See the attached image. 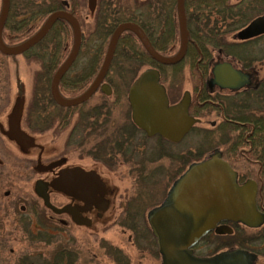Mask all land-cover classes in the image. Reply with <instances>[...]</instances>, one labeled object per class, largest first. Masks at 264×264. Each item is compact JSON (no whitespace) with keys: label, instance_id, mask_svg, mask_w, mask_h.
<instances>
[{"label":"flooded vegetation","instance_id":"flooded-vegetation-1","mask_svg":"<svg viewBox=\"0 0 264 264\" xmlns=\"http://www.w3.org/2000/svg\"><path fill=\"white\" fill-rule=\"evenodd\" d=\"M96 4H97V0H96ZM60 6L62 7L61 10L68 12L69 4L65 0L60 1ZM52 13L54 12H51L45 18V21ZM263 14L264 13H261L260 15L255 16L250 21ZM7 17H8V11H7L5 23L7 21ZM185 23H186V17H185ZM4 26H3V30H4ZM137 26L140 28L139 25ZM140 29L146 36L147 40L149 41L145 32L142 30V28ZM2 33H1V37H2ZM125 33H130V32H125ZM234 34L232 35L231 42L233 43L241 42L234 39ZM132 35L134 37L133 40H135L134 43L142 47L138 39L135 37V35L134 34ZM263 36L264 35H261L250 40L257 39V41L254 43L255 46L262 43L264 44V39H262ZM119 40L117 42V45L119 43ZM177 40L178 43H180L178 22H177V33L175 30V34L170 38V40L167 39V42L163 45L165 47V52H163V54L157 52L153 48L150 41L149 43L151 47L159 55L164 57H170L175 55L176 52L178 51V49H176V51H173L174 47L171 45V43L173 44L174 41ZM2 41L4 45L6 46L10 45L9 43L4 42L3 39ZM108 42L106 46H108ZM188 42H189V37H188ZM243 42H247V41H243ZM80 46H81V41H80ZM116 48L114 54L116 52ZM212 51L210 52L209 61L205 62L204 64H202L201 61H196L197 64H201V68L196 67L195 72H191L189 65L186 63L183 66L182 73L176 74L174 76L172 75L168 76V79H172L176 83H179L180 80L181 87L176 92L171 91L172 92L171 93L167 89V86L161 82V76H160V83L165 88L169 106H174L178 104L183 93L185 92L189 93L190 103L188 106V116L194 118L196 120V123L190 128V130L181 138V140L178 143H172L158 135L149 138L141 129H139L137 126L133 124L127 102V89L139 74L133 79V81H131V83L126 89V93H124V95L121 97L122 100L124 97L126 99L127 106L125 105L124 108L127 110V112L125 111L127 113L126 115L129 114V121L125 122V124L123 123L117 124L112 122V124L116 126L113 128L114 129L113 135L118 137V140L121 143L120 151L117 155H114V157L121 160L120 162L134 160L135 163L137 161H142L141 160L142 157H140V154H142L141 151L145 149L144 148L145 143H147L150 140H155L154 143L159 144L158 148L155 149L154 153L151 154V156L148 157L144 156V159L151 160L154 162L153 164L155 165V167L151 168V170L149 171H151L154 174V176H156L155 172L157 171L155 170H158L159 163L161 162V160H164L166 158L168 160L167 166L169 167L167 169L171 170L170 168L174 167L173 175L170 176L169 178L173 183L181 174H183L187 170L190 164L204 161L211 155V153L217 151L220 153L221 159L225 163H227V165L233 172H235L237 185L242 186L247 182H253L255 184L256 207L259 212L264 214V73L260 74L259 71H256V69L252 67L253 62L249 61L248 65L247 64L245 65L246 67L244 66V64H242V67L238 68L234 64V61H239L237 58L224 54L220 49L214 50L215 56L213 57ZM252 51H254V49H252ZM249 53L252 54L251 50ZM257 55L253 56L255 61H257L256 60ZM223 56L230 57L233 59L232 61L228 59L226 60L223 59ZM13 57L14 56H6L0 53V58L9 60L10 65L12 64ZM259 61L261 62L264 61V58L263 57L260 58ZM152 63L154 65L151 66L150 68L157 69L160 75L159 68L162 67V65H159L154 61H152ZM215 63H219V64L227 63L231 66L232 69L239 70L242 73L247 74L249 78L245 82L242 81L241 87L238 88L237 90L221 89L216 85L210 88L208 86V81L213 79L211 69ZM0 65H4V63L0 61ZM5 65L7 69L9 64H5ZM203 66L204 68H202ZM106 76L105 79L103 80V83L109 85L112 94L113 90L110 84L108 83V81H106ZM181 91L182 94L180 95ZM15 92H16L15 97L11 101L12 96L9 95V90L5 91L0 89V184H2L3 182L6 184H10V186L7 187V190L0 189V192L2 194V198L1 197L0 198L7 201L9 200L7 206L5 207L2 206V207L7 208L9 210H13L17 202L21 200L26 201L27 199H29V195L27 194L24 195L19 194L14 199L12 195L13 192L12 187L13 184L18 182L29 183L36 176L33 193L38 200L36 201L41 202L43 205H42V211H39L41 210L40 208L33 207L31 210V217L36 218L38 215L40 220H44L45 224H52V225L55 224L63 229L67 228L69 225L88 227L94 218L100 220L102 214L106 212L108 209V204L105 201V197L108 194H107V190H105L104 182L101 180L100 174L98 172H95L90 169L85 170L82 168H75L73 170L62 169L59 162L61 157L60 152L56 154L57 156L56 155L54 156V160H53V158L49 156L50 155L49 153L46 154L42 152L43 146L41 147L39 146L38 152L36 154L37 157H35V159L30 158L25 152L22 151L24 149H29L30 147L35 146L34 140L36 136H38V138L45 137L46 134L49 135L51 134L54 137L61 136V133L63 131L61 108L64 107L58 106L53 101L50 94V86L48 90V98L51 100V103L49 104H39V105L24 104L23 89L17 88ZM97 92L103 95L99 90H97L95 93ZM103 97L108 98L109 96L103 95ZM14 100L17 101L16 105L13 108H11L12 102ZM83 104H80L79 106ZM79 106L70 107V108H77ZM70 108H64V109H70ZM94 108H97V110H99L100 115L94 116L92 114V110ZM105 108H106L105 110L106 115L105 113L102 114L103 113L102 109ZM16 111H17V121L15 122V124H16L17 132L23 135L26 139H28L30 141V145H26L20 141H17L11 136L12 126L14 122L13 120ZM75 111L79 112L78 110ZM83 114L87 120L88 119H90L89 121L92 120L94 125L93 127H89L88 129L82 130L81 125L78 124L79 120H77L74 123L73 128L71 129L72 130L71 135L73 134L74 137H76V138L73 137V142L76 141L74 152L79 157L94 160L98 162L101 166L105 167L107 171H111L110 166L103 162L104 157L107 158L105 156L106 149L105 146H103V144L105 143L104 140L106 139V137L109 138V134H110L108 128L109 125L108 123L110 122H106L104 120H105V116L107 118H110L111 116L110 109L104 106H94L89 110L88 113H83ZM191 133H197L201 138L200 144H202L203 150H206L204 151L203 157H201L202 159L200 158L201 151L198 150L197 152H192L189 149H186L185 151L177 154L175 152H172L171 148L187 142L188 136ZM163 144H166L171 148L169 150H165L162 146ZM191 154L194 155V157H192ZM41 159L43 160L48 159V162L43 160L41 161ZM7 169L9 171H7ZM136 169L137 167L133 166L132 163L129 167L130 174L134 172V174L138 175L141 172V170L138 171ZM63 170L69 172L82 171L84 173L94 174L97 177L99 183L101 184V190L98 188V185L95 184L94 180L89 179L86 176H82L80 179L74 180V188H73L74 191L71 195L67 194L64 191L54 189L52 187V182L58 178L59 174ZM39 184L43 185V189L47 197V202L39 198L36 193V189ZM22 189H24V191H27L26 190L27 186L22 187ZM99 190L101 191L100 195L98 194ZM62 197L70 198L69 203L62 205L61 204ZM128 201L129 200L125 201L123 207H121L123 208L121 214L123 225L130 224L134 228L133 231L132 227L126 226L130 231L132 230V236H133V238L128 237V240L131 241L133 239L134 245L137 248H140L141 244H143L144 247H148V250L152 252V255L154 257H158L160 264H162V259L159 253L157 240L155 236L152 234L150 228L148 227V224L146 227L147 212L152 208L159 206L161 203L150 208L146 212L144 217V214H136L135 212H132L133 211L132 209H131L132 211H129ZM26 208H27L26 206L20 205L19 213L24 214ZM30 209L28 207V210ZM141 222H143L144 223L143 225H145L144 228L146 229L145 232L141 231V228L139 229L138 227V225L141 224ZM225 224L231 228L232 233L230 234V236L229 235L228 236L235 237L234 243L236 244L237 234L235 231V234L233 235L234 232L233 228H236V230H238L237 228H242L244 226L233 223H225ZM252 230L262 231L261 254L264 257V223L260 228L252 229ZM208 236L219 238L222 235H216L214 231H211L205 237ZM204 238H202L194 246L193 248L194 255L196 250L195 248L199 246L201 242H203ZM240 244L241 243H238L236 245L237 246L236 248H240L242 250L254 254L257 260L259 253L257 249H253V248L249 249L248 247L244 248L240 246ZM229 249H234V248L227 247L226 249H224V251ZM75 252L77 254L78 263L90 262L92 264V261L88 257V254L82 255L79 254L76 250ZM111 252L113 251H109V250L104 251V256H106L107 261H109L110 263L112 264L130 263L128 257L124 255L121 252V250L116 249L117 253L115 254H111ZM198 257H204V256H198Z\"/></svg>","mask_w":264,"mask_h":264},{"label":"water","instance_id":"water-1","mask_svg":"<svg viewBox=\"0 0 264 264\" xmlns=\"http://www.w3.org/2000/svg\"><path fill=\"white\" fill-rule=\"evenodd\" d=\"M8 5L9 0H1L0 53L6 56H19L34 47L59 20L71 27L72 47L50 82L53 101L64 108L83 104L97 90L105 96H110L111 89L103 80L109 70L117 42L125 32L134 34L148 57L162 66L180 63L187 50L188 32L184 0H176L180 43L175 55H159L137 25L131 22L119 24L109 39L104 59L92 83L79 96L66 99L60 96L58 86L80 50L81 33L77 20L64 10L55 11L33 36L19 45L9 47L3 44L1 37ZM86 7L89 13H93L96 0H86ZM261 35H264V14L236 32L234 39L243 42ZM211 73L213 79L208 81L210 88L216 85L221 89L237 90L242 81L245 82L249 78L247 74L232 69L227 63H215ZM127 102L133 124L149 138L158 135L172 143H178L196 123L194 118L188 116L189 93H183L178 104L169 106L165 88L160 83L159 72L154 68L143 70L131 83L127 89ZM13 121L11 136L30 145V141L17 132V111ZM82 176L94 180L101 190L97 177L82 171L63 170L52 182V187L71 195L74 191V180ZM36 193L47 202L43 185L37 186ZM255 196V184L247 182L242 186L237 185L235 172L221 159L217 151L211 153L204 161L190 164L171 184L161 204L149 210L146 215L147 224L157 240L162 264H255L256 256L240 248L225 250L210 257H198L193 254L194 246L211 231L216 235H230L232 230L225 223L240 224L249 229L260 228L264 223V214L258 211Z\"/></svg>","mask_w":264,"mask_h":264},{"label":"rangeland","instance_id":"rangeland-1","mask_svg":"<svg viewBox=\"0 0 264 264\" xmlns=\"http://www.w3.org/2000/svg\"><path fill=\"white\" fill-rule=\"evenodd\" d=\"M103 1L109 2L110 0ZM121 1L124 4L125 0ZM130 1L132 2L133 0ZM135 1L140 2L142 0ZM237 1L238 0H228V3L235 4ZM113 6L120 12V9L123 7L120 0H112V4L107 7V11L109 10L110 12ZM261 13L263 12H257L256 16L260 15ZM86 15L87 12L85 9L83 12H81L80 16L81 18H84ZM174 15H176L175 12ZM43 20L44 19H40L38 22H36V28L41 25ZM85 20L86 24L92 25L90 17H86ZM234 33L227 36V41L231 42V38ZM58 34L59 35L57 36V31L51 33L39 44L32 47L27 53L13 57L11 65L9 60L0 58V61L4 63V65H0V68H2L0 69V89L5 91L9 90V95L12 96L11 101L15 97V90L17 88H21L24 91V104L31 105L33 90L36 87H38L37 89H41L40 87H45V84L47 85L46 80L49 77V74L54 72V67L57 68V66L61 65L65 60L72 46V33L70 29L66 28L62 29ZM9 35H12V33H8V35L7 33H3L4 42L15 44L25 39V36H21L19 33L13 34L18 36L16 38H14V36L10 37ZM90 37L91 38L89 41H87L88 43L86 44V48L83 49L80 56L76 58V62L72 64L70 69L63 77L62 85L64 88L62 95L66 98H69L74 94L77 96L82 91L76 90L78 87H88L102 64L108 39L105 41V43L101 44V48H97L96 46L99 45L97 37ZM171 45L174 47L173 51H176L179 46L178 40L174 41L173 44L171 43ZM253 49L255 51L261 50L264 52V44L262 43L256 46L254 45ZM96 52L98 53V59L94 61L95 63L90 70L89 60L93 59V56ZM212 53L214 57L215 51L213 50ZM260 58H262V55H257V61L252 63V67L262 74L264 73V61H259ZM223 59L232 61L233 58L223 56ZM5 64H9L7 69ZM234 64L238 68L242 67V63L239 61H234ZM147 68L150 67L148 65L140 67L138 73H136V76ZM110 75H114V72L111 71ZM129 78L131 79V74H127V79ZM182 91L180 92V95L182 94ZM16 102L17 101L15 100L12 102L11 108L16 105ZM125 105L127 106L125 97L123 100L119 98L117 102L115 101L113 93L111 96L106 98L97 92L86 103L78 107H81L79 112L71 111L68 114L70 117L69 125L63 129L61 136L54 137L51 134H46L45 137L40 138L36 136L34 140L35 146L22 150L30 158L35 159V157H37L36 154L38 152L39 146H43L42 152L46 154L49 153V156H51L53 160L54 156L60 152L61 157L59 162L62 169L73 170L75 168H82L85 170L90 169L98 172L100 174L101 180L104 182L105 190H107L108 195L105 197V201L108 204V209L102 214L100 220L94 218L88 227L69 225L67 228L63 229L55 224H45L44 220H40L38 215L36 218L31 217L32 208H40L41 210L39 211H42L43 205L41 202H37L38 200L33 193L36 176L29 183L18 182L13 184L12 195L14 199L19 194H27L29 195V199L26 201L21 200L19 202L14 201L17 202L15 207L13 210H9L4 208L9 203V200L7 201L1 199L2 194L0 192V264H14L20 258L26 256L37 259L39 255H41L42 258L50 255L57 245H60L61 247H71L82 255L88 254L92 264H112L107 261L106 256H104V251L107 250L105 248L103 249L104 246H110L121 250V252L128 257L130 262L129 264H160L159 258L154 257L152 252L148 250V247H144V245L141 244L140 248H137L134 245L133 239L131 241L128 240V237L133 238V236L132 230L130 231L126 226L132 225H123L122 223L121 214L123 208L121 207H123L125 201L135 196L138 188V184L135 181L136 174H134V172L130 174L129 172V167L134 162V160H128L126 162H120V160L117 163V160L119 159L115 158L114 161L109 165L111 171H107V169L101 166L98 162L79 157L74 152L76 141L73 142L74 135H71V129L73 128L74 123L82 118L81 114L88 113L89 110L94 106H104L110 109V119L114 123L125 124V122L129 121V114L126 115L127 110L124 108ZM105 110L106 108L102 109V114L105 113ZM154 142L155 140H150L145 143V149L141 151L142 154H140V157L144 159V156L148 157L154 153L155 149H157L159 145ZM200 142V136L197 133H191L188 136L187 142L184 144H179L173 148L166 144H163L162 146L165 150H169L171 148L172 152H175L176 154L181 153L186 149H189L192 152H197L198 150L201 151V158L203 157L204 151L206 150H203L202 144H200ZM42 160L43 159H41V161ZM43 161L48 162V159H44ZM167 165L168 160L165 158L159 163L158 170H155L157 171L155 172V182L157 181V184L154 186V190L157 194L159 193L158 200H156V205L163 201L172 183L171 179L169 178L173 175L174 167H171V170H168L167 168L169 167ZM154 167L155 165L153 164L152 168ZM7 171L9 170L7 169ZM8 186H10V184L3 182L0 184V189L7 190ZM26 186L27 191H24L22 187ZM69 201L70 198L62 197L61 204L65 205L69 203ZM20 205L27 207L24 214L19 213ZM28 207L31 209L28 210ZM148 210L144 212V217ZM237 229L238 230L233 228V235L235 234V231L237 234L236 244L234 243L235 237H229L230 235H222L219 238L208 236L205 237L203 242H201L199 246L195 248V255L209 257L224 251L226 248H223L222 245H224L225 242L229 244V248H236L238 243H247L246 241H250L251 243L246 245V247L249 249H257L259 252L255 264H264V257L261 254L262 244H258V239L261 236L260 230H252L244 227ZM39 232H44L47 235L49 234L52 236V242L47 244L35 239L34 236H36ZM220 244L221 247L219 246Z\"/></svg>","mask_w":264,"mask_h":264},{"label":"trees","instance_id":"trees-1","mask_svg":"<svg viewBox=\"0 0 264 264\" xmlns=\"http://www.w3.org/2000/svg\"><path fill=\"white\" fill-rule=\"evenodd\" d=\"M60 1L61 0H9L8 17L3 33H7V35L8 33H12V35L9 36H14V38L18 37L13 35L16 33H19L21 36H25V39L19 43L12 45L9 43V47L19 45L33 36L43 25L45 18L51 12L62 9L60 6ZM65 1L69 4L68 13L75 17L80 27L81 46L77 58L82 53L83 49L86 48V44L88 43L87 41H89L91 38L90 36H93V38L95 36L97 37L99 45L96 47L101 48V44L105 43V41L109 39L113 30L119 24L125 22H133L136 25H139L147 35L153 48L162 54L165 52V47L163 45L167 42V39L170 40V38L175 34V30L177 33V18L176 15H174V12L176 14V0H142L140 2L133 0V3L130 0H125L124 4L120 0L121 4L123 5L122 9H120L121 12L114 6L110 12L109 10L107 11V7L112 4V0L109 2L97 0L95 11L92 14H89L86 10V17L91 18L92 25L86 24V17L81 18L80 16L81 12L87 9L86 0ZM184 12L186 17V28L189 34V42L185 56L183 60L176 66H162L159 68L161 82L167 86V89L170 92H176L180 89V80L179 83H176L172 79H168V76H174L176 74L182 73L183 66L186 63L189 65L190 71L195 72L196 67L201 68V64H197L196 61H201L202 64L209 61L210 52L212 50L220 49L224 54L237 58L242 64H244V66L246 64L248 65L249 61L254 62L255 60L253 56L257 54L262 55L264 58L263 51H252L254 43L257 41V39L247 42L235 43L227 41V36L229 34L242 29L254 16H256L257 12L264 13V0H238L235 4H229L228 0H184ZM40 19L44 20L41 25L36 28V22H38ZM66 28L70 29L72 33L70 26L66 22L59 20L42 40L56 31L58 36V33L62 29ZM3 33L2 39H4ZM133 39L134 37L131 33H125L122 35L107 72L106 81H108L110 84L113 90V96L117 102L119 98L124 95L127 87L131 83L130 81L135 78L139 68L144 65H148L149 67L154 65L143 48L138 46V44L136 45L134 43L135 40ZM262 39H264V36ZM250 50L252 54L249 53ZM97 54L98 53L96 52L93 56L94 60H89L90 70L95 63L94 61L98 59ZM59 66H57V68ZM204 66L202 68H204ZM57 68L54 67V72L49 74V77L46 80L48 86ZM111 71L114 72V75H110ZM127 74H131V79H127ZM62 83L63 78L59 83L58 92L60 93L61 97L66 98L62 95L64 88ZM121 83L124 84L122 85ZM47 85L45 84V87L43 88L40 87L41 89H37L38 87H36L33 90L32 104L39 105L51 103V100L48 98L49 87ZM83 88L78 87L76 90H82L79 93L81 94L87 87L84 89ZM77 96L74 94L66 99L75 98ZM80 108H61L63 129L69 125L70 117L67 114L71 111H79ZM92 114L97 116L100 115V112L97 110V108H94L92 110ZM110 118L105 116L104 120L106 122H110L108 123L110 133L109 138L106 137L104 140L105 143L103 144L106 149L105 156L107 157H104L103 162L108 165L114 161V155L119 153L121 146L118 137L113 135V128L116 126L112 124L113 121ZM89 120L90 119L87 120L84 114H82V118L79 119L78 123L81 125L82 130L93 127V121ZM192 157H194V155H192ZM141 160L142 161L135 162L136 164L133 162V166L137 167L136 170H141V172L138 175L136 174L135 177V181L138 184L139 189H137L135 196L131 197L128 201V210H133L132 212H135L136 214H144L146 210L154 207L157 204L156 200H158L159 197V193L157 194L154 190V186L157 184V181L155 182L156 178L154 174L149 171L151 170L154 162L151 160H144L142 158ZM119 161L120 160H117V163ZM143 224L144 223L141 222L138 227L139 229L141 228V231L145 232L146 229H144L145 225ZM129 227H132V230L134 231L133 226ZM260 234H262L261 230ZM34 237L43 243L50 244L52 242V236L49 234L47 235L44 232H39ZM261 241L262 239L260 236L258 239V244H262ZM246 242L247 243H241L240 246L247 248L246 245L250 244L251 242ZM219 246L221 247V244ZM222 247L227 248L229 247V244L225 242ZM104 248L109 251H113L111 254L117 253L116 248L110 246H104L103 249ZM14 264L91 263H78L77 254L73 248L61 247L60 245H57L53 252L48 256L41 258V255H39L37 259L26 256L20 258Z\"/></svg>","mask_w":264,"mask_h":264}]
</instances>
